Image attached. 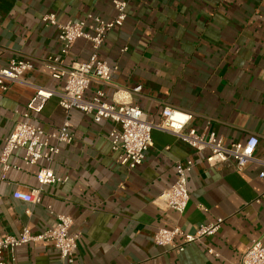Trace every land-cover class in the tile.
Here are the masks:
<instances>
[{"label":"crops","instance_id":"1","mask_svg":"<svg viewBox=\"0 0 264 264\" xmlns=\"http://www.w3.org/2000/svg\"><path fill=\"white\" fill-rule=\"evenodd\" d=\"M112 0H0V64L23 59L33 67L19 81L0 89V150L4 139L29 113L28 121L45 132L66 118L73 134L49 165L66 181L40 186L36 180L45 160L27 164L24 151L12 152L10 168L0 171V236L17 235L24 227L36 234L53 223L55 213L73 219L80 231L72 264H240L253 239L264 245V0H126L127 17L113 27L98 52L117 70L114 85L131 91L128 101L155 123L166 106L191 114L184 131L213 132L225 146L257 137L254 159L238 171L231 161L208 164L207 151L197 152L173 133L152 129V145L141 165H120L110 148L109 121L92 114L66 113L57 94L63 79L43 67L48 55L65 64L85 61L90 43L78 39L62 53L57 30L40 18L55 14L58 23L91 13L115 15ZM127 47L126 51H121ZM107 98L112 89L92 82ZM50 92L34 108L38 90ZM32 105V106H31ZM29 107V108H28ZM191 160L186 175L189 200L182 214L160 207L153 199L175 179L178 162ZM40 189L39 203L12 198L16 189ZM26 211H29L26 213ZM222 218L216 233L185 246L181 253L155 245L157 228L178 226L192 233L200 224ZM182 241L176 238V243ZM212 249L213 253H209ZM3 259L10 261L3 252ZM11 264H67L48 241L22 244Z\"/></svg>","mask_w":264,"mask_h":264},{"label":"built area","instance_id":"2","mask_svg":"<svg viewBox=\"0 0 264 264\" xmlns=\"http://www.w3.org/2000/svg\"><path fill=\"white\" fill-rule=\"evenodd\" d=\"M115 15L111 19H103L94 14H87L76 21L58 23L55 14L44 13L40 20L45 27H55L57 40L62 46V53L66 54L78 39L90 43L91 53L83 62L65 64L61 56L48 55L42 59L43 67L55 79H63V86L58 96L59 106L68 113L71 109L92 114L93 121H109L111 128L107 138L110 148L116 155V161L128 169H134L142 164L148 148L152 145L151 131L159 129L173 133L181 141L197 152L207 151L205 161L212 165L219 162L231 161L236 170H243L254 159V150L257 137L251 135L243 143L233 142L225 146L220 137L213 132L198 133L194 128L184 131L185 125L191 119V114L166 106L162 109L158 122H151L146 115L128 101L130 92H138L137 86L131 91L124 90L112 82L116 66H110L106 61L99 59L98 52L108 32L115 26H121L127 17L126 0H112ZM123 47L121 51H126ZM33 67L32 63L23 59H9L6 64H0V89L5 90L9 83L19 81L21 75ZM95 82L100 86H109L112 91L107 98L106 93L98 88L90 98H85V92L90 84ZM50 92L38 90L34 97V108L40 109ZM32 106V105H31ZM29 108V107H28ZM23 120L17 122L14 129L5 137L0 150V171L2 177L12 167L9 158L16 149L24 151L23 160L27 164H35L45 160L47 166L41 167L36 173V180L40 186L66 181V177L56 175L50 168L54 157L60 152V146L69 144L73 134L69 122L65 118L56 129L45 132L28 121V111L23 113ZM193 162L189 159L178 162L175 169L174 182L162 190L153 199V203L164 208H171L182 214L189 200L186 186V175L191 171ZM264 176V170L259 173ZM40 189L28 191L14 190L12 198L25 203H39ZM264 198V193L256 199ZM48 213L53 216V223L39 233H32L24 227L17 235L0 236V264H11L15 259V249L22 244L36 241H48L57 250L59 257L67 264H72L77 250L80 231H72L73 219L69 215L55 213L47 206ZM29 211H26L28 213ZM222 218L200 224L194 232L185 233L180 227L171 229L157 228L152 241L165 250L181 253L185 246L217 232ZM182 241L176 243V238ZM9 254V260L3 259V252ZM213 253L212 249H208ZM240 264H264V245L260 239H253L241 257Z\"/></svg>","mask_w":264,"mask_h":264}]
</instances>
